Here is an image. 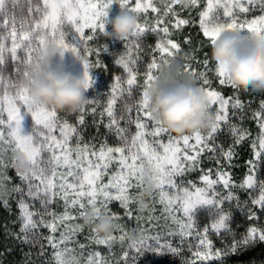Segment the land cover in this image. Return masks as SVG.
<instances>
[{
	"label": "snow or ice",
	"instance_id": "snow-or-ice-1",
	"mask_svg": "<svg viewBox=\"0 0 264 264\" xmlns=\"http://www.w3.org/2000/svg\"><path fill=\"white\" fill-rule=\"evenodd\" d=\"M28 5L29 21L20 22L21 32L18 34L16 24L17 17L15 10L20 6L21 0H0V112L7 106V121L0 118V145L11 146V151L15 157L17 152H23L28 159L32 171L29 174H19L21 184L9 188L11 177L5 175L9 166H15L16 160L13 158L6 162L3 152L0 151V204L6 209L10 208L9 200L13 194H18L17 200L20 209V219L22 227L20 233L15 237L26 244L39 243L42 234L40 228H48V246L52 249L51 260L48 264H107L101 258L98 251L89 253L86 260L82 258V251L86 247L78 241H74L77 233L83 231L82 225L68 223L74 217L70 210L80 209L76 218H82L91 211L97 218L110 217L117 223V230L122 235L103 238L97 234L93 235L90 228L89 236L86 237L91 243L100 245L119 242L123 245L127 234L123 224L119 221L124 217L136 222L134 229L141 233V238L136 244H129L128 249L136 254H142L145 250L179 251L180 247L188 244L189 249L196 248L195 256L201 261H210V258H220L224 253L220 250L213 251V242L209 239V232L220 233L221 230H230L228 222L231 219V212L224 207L226 202L235 204L236 207L248 206V202L241 201L235 193V189L252 190L258 195L250 197L252 205L248 210L250 220H258L259 213L264 212V181H258L254 173L258 171L260 164H264V102H261L259 112L254 113L258 117V127L260 132L251 141L254 152V159L246 161L248 174L244 180L236 184L232 181L231 174L227 167H232L233 157L238 155L236 146L244 143L251 133L231 122L226 110L230 100L232 101L233 115L240 112L242 115L244 104L237 97L225 98L218 90L211 87L209 73L217 77V83L221 86H231L228 76L222 66L210 67L211 61L205 54L202 61L196 60L194 51L186 53L187 63L181 65L179 76L190 75L196 79L200 88L209 98L210 111L215 113V125L207 133L187 134L183 137H173L170 133L155 121L151 111V104L147 97V89L151 83L158 78L153 70L157 68L156 59L153 57L151 63L147 65L144 73V83L142 96L138 103L132 105L125 104L122 115L117 117L113 105L116 103L119 93L121 97L125 93L131 99L134 86L137 85L138 69L136 60L131 56L127 59L120 56L116 63L122 66L127 74L126 87L121 83V77H115L116 83L112 88V98L108 101L106 112L109 117L107 125L110 131H114L119 138L120 144L112 147L107 143L101 145L99 151H92L94 160L87 159V145L80 148L79 141L74 149L68 148V141L75 127L67 121L61 123L57 112L43 106L33 107L30 104V95L27 88L21 87L19 83L13 84L9 80L5 86V79L2 75L5 64V54L17 60V49L25 53L21 62L23 72L20 71V64L16 65L17 75L26 78L30 68L39 69L43 53L49 43H56L66 51L77 53L84 64L86 87L90 88L93 78L90 69L102 67L99 59L93 63L89 57L95 52L99 55V49H93L91 42L97 31L104 32L109 17V9L114 0H24ZM123 11L129 12L138 17L136 31L130 36L132 40H138L149 32L156 33L161 37V42L157 44L156 50L174 57L180 50L179 43L173 42L170 38V27L176 29L186 26L192 21L189 19H177L175 25L167 21L169 15L178 17L174 5L179 4L181 8L190 9L198 6V0H161L163 9L157 8L153 0L146 3L141 0H118ZM254 0H207L206 10L200 12L199 26L204 37L208 38L210 44H214L224 31L243 32L247 31L254 36H264V15L254 19L242 18L241 14L247 13L250 8L245 5H253ZM259 4L264 10V0H259ZM152 12L158 13L154 18L155 23L149 24L147 18L140 20V15ZM216 9L217 11H213ZM223 10V15L228 19L221 22L219 10ZM35 13L36 15H33ZM157 25H161L157 30ZM68 28V32L64 29ZM85 29H90L91 34L85 35ZM74 30V31H73ZM6 32L7 35L2 34ZM69 32L71 35L69 36ZM130 37L125 38L129 41ZM11 41L10 49L6 48V41ZM67 41V42H66ZM185 43L190 44V38H185ZM139 52V44H133ZM103 50H107V46ZM161 61L171 67V64L162 55ZM200 64L203 71L194 69L191 64ZM89 103H93L90 101ZM219 104L218 108L213 105ZM27 108L34 118L35 124L32 134H24L22 127V108ZM95 111V108L92 109ZM79 117L82 124L84 120L83 112ZM133 112L135 115L133 116ZM123 122V126L121 123ZM149 123L152 124L151 131H148ZM7 124V138L4 126ZM226 125L232 137V145L225 149L215 143L216 134L221 130V125ZM135 125L136 131H131V126ZM59 127L62 139H57L54 130ZM167 136V142L164 137ZM190 141H194L190 143ZM183 145V151L181 150ZM63 155H58L57 151ZM205 152H212L210 159L217 161L218 167L215 170L216 178H210L212 170L203 173L200 178L204 186L198 187L192 181H186L183 177L186 173L200 170L201 156ZM43 153H48V159H44ZM195 153V154H189ZM104 161L103 163H100ZM117 161L118 171L110 177L107 183H101L103 176L109 170V164ZM224 161V163H221ZM152 166L156 171V194L153 195V203L164 205L162 215L156 217L152 215L154 209L149 208L145 201L142 190L145 183L143 169L145 166ZM83 166V167H82ZM63 167L64 172L58 173V168ZM58 177V180L56 179ZM68 177H71L69 182ZM165 185L176 190L174 195L165 191ZM140 190L138 194H131L129 189ZM224 189L225 191H220ZM60 200L63 202V212H56L52 205ZM39 202L40 208L36 209L35 204ZM118 202L124 209V217L112 212L110 204ZM137 204L139 215H134L130 205ZM204 206L212 213V223L202 230L197 222V213ZM258 209V211H257ZM149 212L148 217L143 216V212ZM143 220H148L153 227L141 228L139 225ZM161 220L164 221L161 224ZM170 222V223H169ZM63 226V231L57 237L58 229ZM160 229L166 235L160 234ZM155 231V235L149 232ZM179 238V244L174 246L171 242L173 238ZM194 237L197 243L193 245L186 238ZM257 240L264 242V228L250 227L247 234L241 239H233L229 245L232 254L239 248L247 249ZM75 242L80 249L77 252L74 248H69V243ZM202 249V250H201ZM44 252V245H41V254ZM124 264H135L134 256L129 255V251L123 252ZM195 264V260L189 262Z\"/></svg>",
	"mask_w": 264,
	"mask_h": 264
},
{
	"label": "rangeland",
	"instance_id": "rangeland-1",
	"mask_svg": "<svg viewBox=\"0 0 264 264\" xmlns=\"http://www.w3.org/2000/svg\"><path fill=\"white\" fill-rule=\"evenodd\" d=\"M34 2H36V0H34ZM141 2L146 3L147 0H141ZM153 2L157 8L163 9L164 4L161 3V0H153ZM221 2L224 3L225 0H221ZM133 3H134V0H133ZM206 5H207V0H198V6L197 7L185 9V8H181V6L179 4H176V5H174V8H175V11L180 15L181 12L183 11V9H185L186 11L202 12V11L206 10ZM245 6L249 7L250 10L247 13L241 14L242 18H247V19L251 20L254 18H258L261 15H264V10H262V8L259 4V0H254V4L251 6H249V5H245ZM121 11H122V9L119 5L118 0H114V3L112 4V6L109 9V17L108 18L115 17ZM150 11H151V9H149L147 13L141 14L140 20L143 21L145 19V17H148V18H150L149 23L154 24L155 23L154 18H155V16L158 15V13L153 12V16H150V14H149ZM213 11H217V10L214 9ZM15 15L17 17V24H16L17 32H18V34H20V32H21L20 22L21 21H23L25 23L30 22L29 21L28 5H27V3L24 2V0H21L20 6L15 10ZM33 15H36V14L33 13ZM179 15H178V17H179ZM219 15H220L221 22L228 19L227 17H225L223 15L222 9L219 10ZM178 17L169 15L167 17V21L170 22V24L172 25L173 23H176V20L178 19ZM199 18H200V16H199ZM157 26L160 27L161 25H157ZM64 30L66 32H68L67 27H65ZM107 30L108 31L112 30L111 25L107 26ZM0 32H2V30H0ZM241 33L244 35H249V33L246 30L241 32ZM2 34L7 35L6 32H3ZM90 34H91V30L85 29V35H90ZM70 35H71V32H69V36ZM100 38H106V37L103 35L102 32L97 31L96 37L91 42H89L90 46L93 49L100 48V46L102 44H108L105 39H100ZM112 39L115 40V44L118 43V46H120L121 43H123V45H125V44H128L132 41L131 37H130L129 41H126L125 39H123V40L114 39V38H112ZM5 43H6V48L10 49L11 41L9 40V41H6ZM117 47H115V48L111 47L110 48L107 46L106 51L103 50L104 48H102V50L104 53V52H109L113 49H116ZM102 50L99 51V55L102 53ZM24 57H25V53L21 49H17V60L16 61H13L12 58L6 52L5 64H4L3 71H2V75L5 79V86H7V83L9 82V80L11 81V83L16 84V83H19L23 79L22 75L18 76L16 74L17 73L16 65L20 64V71L22 73L24 69H23L21 62L24 60ZM89 59L93 63H95V61L98 59V56L94 52L89 57ZM157 59L158 58L156 57V60ZM60 63H61V60H60L59 56H57L53 61V66L60 64ZM62 63L64 64V66L66 67L67 70L73 72L74 74L83 75L85 72V68H84V64H83L82 60L77 61L75 59V57H73L71 55L70 52L65 54V58H64ZM160 63H161L160 61L158 63H156L159 66V68L157 67L156 69H154L153 73L158 74L161 71ZM194 69H200V67L194 65ZM90 74L93 78V83H92V86L87 90L86 95L90 99V101H93V103H89L84 108L83 116H84V119H87V117L88 118L97 117V115H98V117L100 119V124L101 125L105 124V126L103 127V131H102L103 132L102 133L103 138L102 139L90 138V137L86 136L82 130L79 129V127H78L79 124L76 126L73 123L72 118H74L75 116H80L82 114L80 111H78L76 113H68L67 112L69 114L68 116H66V115L63 116L62 113H60V112H57V114H58V117L60 118L61 123H63V121H67L69 125L75 127V129H76V131L73 132L70 136V139L68 141V148L74 149L77 145V142L79 141L81 149H83L85 147V145H87L88 153H89L87 156V159L94 160L95 157L91 155L92 151H94V150L99 151L101 145L104 143H107L108 146H112V147L118 146L120 144V141H119V138L114 133V131H110L107 127V125L109 123V117H108L107 112H106V106H107L108 101L112 98V95H113L112 88H113L114 84L116 83V80L115 79L112 81L107 80L103 76V73H102L100 67H97V68L94 67V68L90 69ZM125 81H126V78H121V83L126 87ZM211 87L213 90L220 91L226 99L227 98H235L238 95V94H236L234 97H230V96L223 94V92L220 89H215L216 87H214V86H211ZM133 94L134 93L132 92V95ZM115 95L117 96V100H116V103L113 105V108H114L115 115L117 117L122 115V113L124 112L125 104L132 105L134 103H138L137 101H134L133 97L130 99V101L127 100L128 98L125 97V96H128L127 93H125L123 97H121L119 95V93H116ZM243 104H244V102H243ZM218 107H219L218 103L216 105H213L214 109L218 108ZM93 108H95L94 112L92 111ZM226 110H227L228 115L231 119V122L234 124L235 123L238 124L240 121V118H243L245 116L244 112L242 113V115L239 112H237L235 115H233V108H232V101L231 100H230ZM259 110L256 111L255 113L259 112ZM251 112L254 114L253 111H251ZM213 114L215 115L214 112H213ZM22 115H23L22 127H23L24 134H32V130H33V127L35 124L34 118L32 117L31 113H29L27 111L26 107L22 108ZM134 115H135V112H133V116ZM0 118H3L7 121V106H6V104L4 105V110L2 112H0ZM255 119H256L257 124H258V117H255ZM121 126H123V122L121 123ZM223 126H226V125L222 124L221 128ZM151 128H152V124L149 123L148 131H151ZM3 130L5 131V136L7 138V124H5ZM131 131L132 132L136 131L135 125L131 126ZM204 133H207V131ZM53 134L56 135L57 139H62L59 127H57L54 130ZM170 135L173 137H176L174 134L170 133ZM164 142L165 143L167 142V136L166 135L164 137ZM193 142L194 141H190V143H193ZM181 150L183 151V145H181ZM0 151L3 152V155H4L6 162H10L14 158L13 153L11 151V146H9L7 144L0 145ZM253 152H254V150H253ZM206 153L207 152H205V154ZM57 154L63 155L59 150L57 151ZM189 154L191 155V154H195V153H189ZM42 155H43L45 160L48 159V157H49L48 153H43ZM203 155H204V153L202 154V156ZM202 156H201L202 162L199 166L200 170L192 171L190 173H186L185 176L183 177L186 181H190L189 178H187V177H189V175L191 173L193 175L194 174H202L203 175V173L208 171V170H212V173H213L210 178H212V179L216 178L215 170L217 169V167L215 169H209L210 166L207 165L208 163L206 161V158H204ZM253 159H254V155H253ZM103 162L104 161H101L100 163H103ZM204 165H206L207 167H205ZM118 170L119 169L117 167V161H113L112 163H110L109 164V170L103 176L101 183H107L108 180L110 179V177L112 175H114L115 172H117ZM57 171H58V173H60V172H64L65 169L63 167H60V168H58ZM15 174H17V172L15 170V166H9L6 170V173H5V175L7 177H11V183L7 185L9 188H11L15 185L21 184V180L18 176L13 177V175H15ZM254 175L256 176L258 181H264V164H260L258 171H256L254 173ZM56 179L58 180V177ZM68 180H69V182H71V177H68ZM192 182H194L198 187L204 186L203 181L201 179L197 182H195V181H192ZM219 190L226 192V190H224V189H219ZM139 191L140 190H137L135 188L129 189V192L133 195L138 194ZM165 191H168L170 193V195H174L176 192V190L170 189L167 185H165ZM235 192H237V191H235ZM246 192L248 195L247 196L248 203H250V197H254V196L258 195L257 192H254L252 190H247ZM155 194H156V192H154L153 195H155ZM237 195L239 196V198H241L239 194H237ZM12 196H15V197L12 198ZM12 196H11L9 202L11 200H14V199H17V200L20 199L18 194H13ZM152 197L150 199H145V201L147 202L149 208L154 209V212L152 213V215H154L156 217H160L162 215L164 205L159 203L158 196H157V202L153 203ZM230 205H233L234 207H236L235 204H230V202H226L224 207L230 211V209L228 208V207H230ZM109 207H110L112 212L118 213L121 215V217H124V209H122L120 207L118 202H112ZM138 207L139 206L135 203L130 205L131 211L133 212L134 215L140 214L138 211ZM251 207H252L251 205H248L247 207L242 206V209L244 208L243 209L244 213L248 214V210ZM35 208L39 209L40 206L37 205ZM204 208H207V206H204L202 209H204ZM90 210L91 209L89 206L88 211H90ZM19 211H20V209H19ZM70 211H71V215L74 217V219L72 221H69L68 223L72 224L73 226H75L77 224L83 226V231L77 233V235L74 237V241H78L80 244H84L86 246L82 251V258L84 260L87 259L89 253L95 252V251H98L101 254V258H103V260L106 261L107 264H124V258H123L122 254L126 250L129 251L130 257L135 255V253L133 251L128 249L129 243H128L127 239L124 241L123 245H121L119 242H114V243H111L110 245L109 244L100 245V244H96V243H91L88 239H86V237L89 236V230L91 227L84 225L82 218H76L78 216V212L81 210L80 209H74V210H70ZM20 215H21V213L19 212L18 218L20 221H18V222H20V224H21L19 227V233H20V229L22 227V221L20 219ZM148 215H149V212L147 210H145L143 212V216L148 217ZM119 222L121 224H123L126 234H128L130 231L134 230L137 227L136 222L132 219H128L127 217H124ZM160 222H161V224L164 223L163 220H161ZM211 222H213V221L211 220ZM7 223L10 225L11 223L13 224L14 221L9 220ZM231 223H230V221L228 222L229 229H230ZM139 226L141 228H152L153 227V225L148 220H143ZM199 227L201 230L203 229L202 225H200V224H199ZM254 227H257L258 229L264 228V223H261L259 226L257 225ZM38 231L42 234L39 243H33L31 245L24 243L27 247V264H48V262L51 260L52 249L50 246H48L47 240L44 239L45 237L49 236L50 231L48 228H40V229H38ZM61 231H63V226H61L58 229V231L56 233L57 237L60 235ZM221 231H227V230H221ZM94 234L95 233L93 232V235ZM122 234H124V233H122L121 231H119L117 229L113 233V235L117 236V237H119ZM148 234L149 235H155L156 232L152 231V232H149ZM160 234L162 236L166 235V233L163 231V229H160ZM17 235H18V233H17ZM191 238L194 239L193 245H195L197 243V241L195 240L194 237H188L186 239H191ZM171 242L173 243L174 246H176L179 244V238L178 237L173 238ZM41 245H44L43 254H41ZM68 246H69V248H74L77 250V252H80V249L78 248V245L75 242H70ZM217 249H218V247H216L215 243H213V251H215ZM218 250H220V248ZM196 251H197L196 248L189 249V247L186 248V245L181 246L179 251H160V252H157L156 250L149 249V250H145L142 254H136L134 256V260H135V264H189V262H192L193 260H195V263H196V262L201 261L198 257L195 256ZM222 256L220 258H210V260L220 262L222 260Z\"/></svg>",
	"mask_w": 264,
	"mask_h": 264
},
{
	"label": "clouds",
	"instance_id": "clouds-1",
	"mask_svg": "<svg viewBox=\"0 0 264 264\" xmlns=\"http://www.w3.org/2000/svg\"><path fill=\"white\" fill-rule=\"evenodd\" d=\"M138 17L121 11L108 18L103 35L123 40L137 29ZM111 25V31L107 26ZM70 52L77 61L81 57L66 51L56 43H49L43 53L39 69L30 68L29 75L19 84L27 88L30 104L33 107H46L56 112L76 113L90 102L86 92L85 75H77L66 69L62 63L65 54ZM59 56L61 63L53 66ZM211 59L222 66L228 82L235 89L243 91H264V36L244 35L241 32L224 31L214 44H211ZM179 67L165 66L160 75L147 89L153 118L171 134L183 137L197 132L204 133L215 125V115L210 111L209 98L190 75L179 76ZM15 170L19 174H29L32 169L23 152H17ZM145 183L142 190L144 199H150L156 188V171L152 166L143 169ZM84 225L90 226L95 234L108 238L117 229V223L110 217L97 218L93 211L82 217ZM141 233L132 230L127 241L136 244Z\"/></svg>",
	"mask_w": 264,
	"mask_h": 264
},
{
	"label": "trees",
	"instance_id": "trees-1",
	"mask_svg": "<svg viewBox=\"0 0 264 264\" xmlns=\"http://www.w3.org/2000/svg\"><path fill=\"white\" fill-rule=\"evenodd\" d=\"M150 16H153V12H149ZM200 12L196 11H186L183 9L181 14L179 15L178 19H189L192 21V23L182 26L179 29H176L174 27H170V38L173 40V42L179 43L181 48L180 50L175 54L174 57H169L167 54L161 53L160 51L156 50V46L158 43L161 42V37L164 36V34L161 32L160 36H157L154 32H149L146 29V35H143L138 40H132L130 43L123 45V43L118 46V43L115 44V40L112 38H100L105 39L108 44H102L100 46L99 51L104 48V46L108 47H117L116 49H113L109 52H104L102 50V53L98 55V59L100 63L103 65L101 68V71L103 73V76L107 80H114L115 77L119 76L121 78L127 79V74L122 66H119L116 61L120 56H125L127 59L129 56H131L134 60L137 56H139V59L136 60V68L138 69L137 74V85L134 86L133 97L134 101L139 102L143 88L141 85L144 83V73L146 71L147 65L151 63L153 57L158 58L156 60V63L159 61L160 68L162 70L163 67L168 66L167 64L163 63L160 59V57L163 55L165 59L169 61L171 66L173 67H179V70H181V65L184 63H187V57L186 53L194 51V56L196 60L202 61L204 59L205 54H207L208 58L211 61L210 67H215L217 64L215 61L211 59V44L208 40V38L204 37L202 30L199 26V18ZM156 17V16H155ZM148 19V17H145ZM175 21V20H174ZM150 24V23H149ZM173 26L175 23L172 24ZM161 27V26H160ZM157 26V30L159 28ZM190 38L191 43L186 44L185 38ZM98 41V40H97ZM133 44H139V52H137L136 48L133 47ZM194 65L199 66L201 71H203V68L200 64L193 63L191 64V67L194 68ZM159 68V66L157 65ZM161 71L158 74L153 73L154 75H160ZM209 77L211 79V86L216 87L215 89H220L223 94L234 97L236 94H238V98L244 102V108L243 112L245 113V116L243 118H240V121L237 125L247 129L251 136L244 141L243 144L236 146V152L238 155L233 157L232 160V167H227L225 165L226 169L229 171L232 177V181L236 184L241 183L246 175L248 174V165L246 161L249 159H253V148L251 147V141L257 136V134L260 132V129L258 127L257 121L255 119L254 113L258 111L261 107V102H264V91L257 92V91H243L240 89H235L231 86H224L221 87L217 83V77L213 73H209ZM128 98V96H125ZM127 100L130 101L128 98ZM242 112V113H243ZM63 116H68L69 114L67 112H60ZM240 113V112H239ZM80 116H75L72 118L73 123L78 127L80 130L84 132V134L90 138H96V139H102L103 138V127L105 124H100V119L97 115V117H91L83 120V123L81 124L79 122ZM234 121V120H233ZM236 124V123H235ZM232 137L229 134V131L226 126H223L221 130L216 134V140L215 143L217 145L223 146V148L228 149L232 145ZM212 152H207L202 157L206 158L207 165L210 166L209 169H215L218 167L217 161L215 159H209V157H212ZM224 163V161H221ZM207 167L206 165H204ZM11 175V174H10ZM17 174L13 175V177ZM202 174H190L189 180L190 181H199ZM15 185V184H14ZM235 193L240 195V200L247 201V192L246 190H241L239 188L235 189ZM244 191V192H243ZM15 196H12V198ZM245 201V202H246ZM10 208L6 209L2 204H0V264H27V247L20 239L15 238L17 236V233L19 234V227H20V221L19 220V208L17 205V199L11 200L10 202ZM40 206L39 202H36V206ZM248 205H251V203H248ZM241 207H234L233 205H230L228 207L231 212V219H230V230L227 231H221L220 233L215 232H209L208 236L209 239L215 243V246L220 248L221 252L224 253L222 256V260L219 261H199L195 264H264V242H260L257 240L255 243L251 244L247 249L245 248H239L235 254H232L231 249L229 245L233 241V239H241L243 236L247 234V230L250 227L259 226L261 223H264V212L259 213L258 220H250L248 218V214L244 213V208ZM252 206V205H251ZM52 209L56 212H63V202L60 200H57L53 205ZM258 211V209H257ZM9 220L14 221L12 224H8L7 222ZM212 213L207 211V208L202 209L197 213V221L202 227L210 225L212 222ZM188 241H191V243H194V239H187ZM186 248H188V244L186 243Z\"/></svg>",
	"mask_w": 264,
	"mask_h": 264
}]
</instances>
